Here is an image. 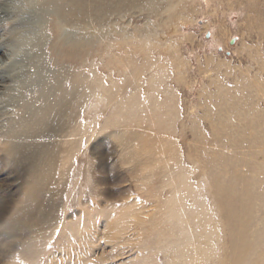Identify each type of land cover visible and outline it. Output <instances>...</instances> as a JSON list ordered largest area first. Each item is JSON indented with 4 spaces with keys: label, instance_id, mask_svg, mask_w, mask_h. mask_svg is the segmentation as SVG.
Segmentation results:
<instances>
[{
    "label": "rangeland",
    "instance_id": "obj_1",
    "mask_svg": "<svg viewBox=\"0 0 264 264\" xmlns=\"http://www.w3.org/2000/svg\"><path fill=\"white\" fill-rule=\"evenodd\" d=\"M17 1L0 0L4 86L31 39L32 21L6 12ZM79 3L73 19L54 9L44 89L0 97V264H264V0ZM69 35L90 42L83 60ZM71 74L103 101L76 97L54 124V225L6 237L42 141L22 140L25 112ZM180 181L190 190L173 194Z\"/></svg>",
    "mask_w": 264,
    "mask_h": 264
},
{
    "label": "bare ground",
    "instance_id": "obj_2",
    "mask_svg": "<svg viewBox=\"0 0 264 264\" xmlns=\"http://www.w3.org/2000/svg\"><path fill=\"white\" fill-rule=\"evenodd\" d=\"M79 5V0H18L15 4L10 6L9 9H7L6 12L12 16L13 20L15 19L14 21L23 23L32 21L29 23L32 26L30 32V41L32 42L28 40L24 46L20 45L17 50L11 51L10 60L12 62L10 64L15 68L12 69L10 74L11 79H13V83L11 86H4V79L0 81L1 98L2 96H6L7 98L11 99V97H16L18 95V97H26V95L21 96L22 93H26L24 91L35 89L37 86L40 89L43 88L45 84L44 81L51 78V73H48V70L52 68V60L54 61V9H57L59 11L58 14L63 15V17L73 19L75 12H77V10L75 11L74 8L78 7ZM58 8L62 9L63 12ZM77 37L78 36L74 37V35L70 36L68 43L71 44V46L68 48V44H66V48H64V50L68 49L67 54H70L72 58H76L81 61L86 55L88 49L91 48V44L87 40L84 42L79 40V38L77 41ZM30 43L32 44L29 45ZM93 44L94 43H92V45ZM13 60L17 61L19 64L13 62ZM18 66L21 70V73L15 72L16 69H18L16 68ZM60 79L57 85L58 91L55 93V97L53 84L51 87L53 90L51 89V93L44 97L42 101L43 103L36 106L35 108H33L34 106L31 107L32 109H30L28 112H25L27 116L22 124L23 132L21 135L24 137H21L22 140L32 139L42 141L33 142L27 146L25 154L30 155H28L27 158H32V162L29 169L30 171L24 183V192L19 198L16 207L11 212V215L6 219L5 223H3L1 227L2 233L5 232L4 236L6 235V237L8 236L12 239H23L24 232L42 233L54 225L56 208L54 204V196L52 195L54 190L52 189H54V181L57 174L56 169L59 166V162L54 161V124H56L57 119L59 116L63 115V113H66L68 105L71 102H74L76 97L83 98L86 102V98H91L93 95L97 102L103 101L99 95L92 94L90 91L87 92V89L83 90L84 88L82 86L84 84H82V82L85 78L82 76L72 74L63 75V77ZM73 149L74 148H72V150ZM9 150V153H14L15 145L13 144ZM71 151L67 152L70 154ZM19 155L21 157V153H19ZM172 186H175V184H172L170 187ZM183 188L190 190V188L187 187L184 182L180 181L179 184H176L175 188L173 189V194H175L177 190H181ZM168 213H171L174 216L179 215L177 219H180L181 216L183 217L184 210L181 209L180 206H177L175 209L169 208ZM185 224L186 223L184 220H182L180 222L181 228H179V230L186 234L188 233V230L187 227H185ZM190 225H193V223L191 222ZM38 226H42V228H38L35 231L32 230L34 227L36 228ZM212 232H214V230ZM212 237H216L217 241L220 240L218 232L215 233V236L212 235ZM31 240V238H28V241L25 242V244ZM35 243L26 244L27 250L24 252L23 256H27L28 259L33 256L35 252H33L32 248ZM11 244L12 246L10 249L7 247V249L2 251L3 255L5 253L14 251L15 243ZM184 246L186 247V245Z\"/></svg>",
    "mask_w": 264,
    "mask_h": 264
}]
</instances>
